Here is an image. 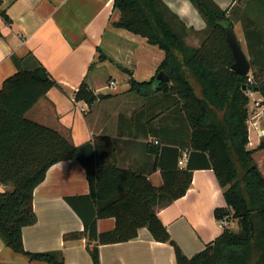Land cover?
<instances>
[{"label": "trees", "instance_id": "1", "mask_svg": "<svg viewBox=\"0 0 264 264\" xmlns=\"http://www.w3.org/2000/svg\"><path fill=\"white\" fill-rule=\"evenodd\" d=\"M248 1L245 9L222 10L213 0H191L207 25L200 47L193 48L186 39L194 30L163 0H114L120 19L113 26L145 38L165 53L157 76L165 72L170 82L158 87L157 93L175 97L190 131L184 168L179 166L182 154L177 148L162 143L146 146L156 157L153 171L162 174L160 187L146 173L119 167L115 139L99 136L76 146L58 131L28 119V112L60 86L33 55L27 58L33 60L29 70L21 68L23 60L13 58L21 69L0 90V184L8 188L0 192V238L7 248L30 262L65 264L61 252H28L23 230L38 222L35 190L49 169L74 161L86 171L90 194L66 198L84 231L64 239H86L93 264H101L100 247L135 240L143 228L154 241L174 248L177 264H264V175L254 159L255 150L248 148V92L264 95V0ZM0 17L11 23L6 10L0 9ZM235 21L243 26L253 82L232 71L234 57L226 38ZM123 71L130 76L132 92L142 97L156 93L155 79L138 83L130 71ZM107 98L86 82L75 93L77 102L89 106ZM263 149L264 140L257 150ZM197 170L215 172L227 204V209L216 211L217 221L236 222L238 230L225 228L205 250L189 258L172 240L157 209L184 197ZM78 202H83L81 207ZM105 219H114L115 228L100 233L98 221Z\"/></svg>", "mask_w": 264, "mask_h": 264}, {"label": "crops", "instance_id": "2", "mask_svg": "<svg viewBox=\"0 0 264 264\" xmlns=\"http://www.w3.org/2000/svg\"><path fill=\"white\" fill-rule=\"evenodd\" d=\"M163 1L194 30L187 37V44L200 47L207 25L197 7L191 0ZM213 1L222 10L235 7L242 10L249 4L248 0ZM0 3V9L6 10L11 20L8 24L0 17V90L21 68L33 67V60H27L30 54L60 86L28 112V119L58 131L76 146L93 142L99 136L115 139L120 152L119 167L146 173L157 187L163 184L162 174L153 171L156 157L150 154L147 145L158 147L162 143L177 148L182 154L180 162L185 161L183 165L179 162V166H186L190 131L177 100L157 93V81L153 86L156 93L149 97L132 92L130 76L123 71H130L138 83L156 80L165 53L145 38L113 26L120 19L114 0H0ZM237 22L234 30L241 27V21ZM101 56L105 59L101 60ZM14 57L24 61L21 68ZM83 82L96 94L109 98L93 106L77 102L75 93ZM111 82L115 85L111 86ZM249 97L248 148L255 150L254 159L264 175V149L257 150L264 140V95L252 92ZM7 190L0 184V192ZM89 194L87 174L79 162L51 167L45 181L35 190L33 206L38 222L23 230L25 249L31 253L61 252L65 264H93L86 239H64L67 234L84 231L83 221L66 198ZM82 203L78 202V206ZM225 209L223 189L215 172L197 170L187 194L157 209V213L172 240L191 258L223 233L216 211ZM114 228V219L98 221L100 233ZM100 259L101 264H177L174 248L154 241L147 228L140 229L135 240L100 247ZM0 264L47 263L30 262L7 248L0 238Z\"/></svg>", "mask_w": 264, "mask_h": 264}, {"label": "water", "instance_id": "3", "mask_svg": "<svg viewBox=\"0 0 264 264\" xmlns=\"http://www.w3.org/2000/svg\"><path fill=\"white\" fill-rule=\"evenodd\" d=\"M226 39L228 46L231 49L234 57V64L232 65V71L243 76H249L251 72L250 59L245 53L234 28H230L227 31ZM156 81H157V86L160 87L164 83H169L170 78L165 72H160L156 78Z\"/></svg>", "mask_w": 264, "mask_h": 264}, {"label": "rangeland", "instance_id": "4", "mask_svg": "<svg viewBox=\"0 0 264 264\" xmlns=\"http://www.w3.org/2000/svg\"><path fill=\"white\" fill-rule=\"evenodd\" d=\"M261 18L264 19V15H263V14H262V17H261ZM237 23H238V22L235 21L234 28H235V25H237ZM240 24H241V27L239 26L237 30L235 29V31H236V33H237V35H238V37H239V40H240V42H241V44H242V47H243L245 53L249 56V51H248L247 42H246V40H244V36L242 35V33L244 34L243 26H242V23H240ZM242 31H243V32H242ZM249 58H250V56H249ZM249 76H250V82H253L252 70H251ZM107 93H111V90H107ZM260 157H261V156H260ZM260 157H258V158H260ZM260 161H261V160H260ZM231 227H232V229H234V230H238V226H237L236 223H234L233 226H231Z\"/></svg>", "mask_w": 264, "mask_h": 264}, {"label": "built area", "instance_id": "5", "mask_svg": "<svg viewBox=\"0 0 264 264\" xmlns=\"http://www.w3.org/2000/svg\"><path fill=\"white\" fill-rule=\"evenodd\" d=\"M115 85V82H111V86H114ZM252 92L251 91H249L248 92V95H250ZM156 143H158V142H156ZM182 165L185 163V161H181L180 162ZM232 225H231V222L228 220V219H224V220H222L221 222H220V227L224 230L225 228H232L231 227Z\"/></svg>", "mask_w": 264, "mask_h": 264}]
</instances>
